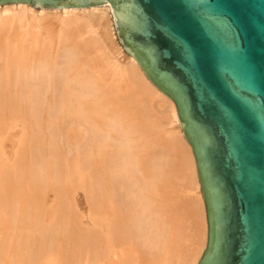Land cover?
Listing matches in <instances>:
<instances>
[{"label": "bare ground", "instance_id": "obj_1", "mask_svg": "<svg viewBox=\"0 0 264 264\" xmlns=\"http://www.w3.org/2000/svg\"><path fill=\"white\" fill-rule=\"evenodd\" d=\"M0 14V264H197L207 221L202 193L194 190L200 187L195 159L184 134V141L165 137L149 108L156 102L162 115L167 107L179 122L174 102L131 55L127 77L146 101L138 105L111 88L95 70L99 60L82 51L84 44L96 50L93 38L71 42L62 64L54 50L60 38L84 28L78 23L94 19L108 28L111 19L114 26L111 6L36 10L18 3L0 5ZM33 17L38 25L23 36L19 27ZM51 18L61 28L40 44L39 23ZM9 28L14 32L7 34ZM59 69L72 74L56 82ZM163 145L184 159L195 191L189 200L175 198L169 172L182 169ZM80 190L89 200L83 212Z\"/></svg>", "mask_w": 264, "mask_h": 264}, {"label": "water", "instance_id": "obj_2", "mask_svg": "<svg viewBox=\"0 0 264 264\" xmlns=\"http://www.w3.org/2000/svg\"><path fill=\"white\" fill-rule=\"evenodd\" d=\"M18 3L111 6L191 147L207 221L197 264H264V0H0Z\"/></svg>", "mask_w": 264, "mask_h": 264}, {"label": "rangeland", "instance_id": "obj_3", "mask_svg": "<svg viewBox=\"0 0 264 264\" xmlns=\"http://www.w3.org/2000/svg\"><path fill=\"white\" fill-rule=\"evenodd\" d=\"M35 9L39 10V8H35ZM0 15H2V14H0ZM51 19L50 20L48 19L45 22L43 21L42 23L40 22L39 24H40V28L41 29H39V27H37L40 30L39 32L41 33L40 40H39L40 44H45L46 43V41H47V39H46L47 37L46 36H47L48 32H50L52 30L57 31L59 28H61V20L59 18H55V19L51 18ZM0 21H1V19H0ZM87 23L88 24L78 23V24H81L84 28L81 29V30H78L75 35H73V36H65V38L62 37V38L59 39L58 42H56V45L54 46V50L56 52H58V54H59L58 58L62 54L61 57L59 58V61H61L60 64L63 63L62 62V60L64 61L63 54L65 55L66 54V52H65L66 49L71 47V44H70L71 42H76L77 41V42L80 43L82 38H84V40L87 39V38H90V39L93 38L96 41V44H97L96 50L92 51V53H91L90 48L84 44V46L82 47V51L84 53H86V55H89V56L92 54L94 57H96L99 60L98 64L96 63L99 66H97V68H95L97 73L99 74V72H100V73H103L104 75H106V78H108V81H112V87L111 86L110 87L113 88V89H116L118 91V93H120L122 95H128V94L129 95H133L134 98H135V102L138 105H140L143 102H145L146 99L139 95V93L133 88L132 84L128 80L127 71H126L127 70V62H126L125 59H127V56L129 54L127 52L124 53V49L121 48V46H120L121 44H120V42H119V40H118V38L116 36V31L114 29V26H112L111 19H110L108 28H107V26L105 27V25L102 26L99 21L97 22L94 19H89V22L87 21ZM37 25H38V21L33 17V18L29 19L28 21L24 22L23 25L21 27H19V28H22V30L24 28V30L22 31V34L23 33L26 34L28 31L33 30L34 27L37 26ZM10 30L12 32H14L13 29L9 28L7 30V34L10 32ZM25 34H23V36ZM10 37L11 38L13 37L12 33H11ZM79 39H81V40H79ZM61 52H63V53H61ZM109 54L111 56H109ZM110 57H112V58H110ZM60 70L61 69H59L58 72ZM65 74H66L65 71L62 72V73H60V72L56 73L55 74V76L57 77V78L55 77L56 78V82L59 79L60 80H64L67 77H70L72 73L68 72L67 76ZM57 75H59V76L63 75V76H60L58 78ZM63 77H64V79H63ZM54 87L57 88L58 86H54ZM59 90H61V89L58 88L57 91L59 92ZM57 91L55 89L53 91L54 94L57 95L58 94ZM55 92H57V93H55ZM44 101L45 100H42L43 103H45ZM153 103L154 104H151V102H150V105L148 104L149 108H150V110L152 112L151 116L154 118V120L156 122L160 123L164 127L163 132H162V133H164L163 135L165 137H167L169 134H173V135L174 134H178V136H181L183 141H184L183 133H182V130H181V125L176 119L173 118V116L171 114V110H169L167 107H165L164 110L167 111V114H162L161 115L162 111L158 108V106L156 105V102H153ZM39 104H41V103H39ZM45 104H43L42 107L40 108L41 113H43V110H45V108H46ZM40 106L41 105H39V107ZM36 109L38 110L39 108H36ZM162 113H166V112H162ZM164 116H167V117H164ZM55 129H57V128H55ZM58 129H59V127H58ZM57 130H54V132H55L54 135H56L55 136L56 139L58 138L56 140V143L61 145V144H63V142H62V140H63L62 139V131L61 130L57 131ZM115 130H116V132H118V131H120V128L116 127ZM162 133L155 132V134H157L158 136H160ZM105 135L107 136L108 134H105ZM162 144H164V143H162ZM164 145H163V147L164 148L166 147L165 149L169 151V153H170V155L172 157H174V161L177 158L176 163L178 165H180V168L182 169L181 171H179V170L177 171V170H174V169L172 170L171 169L172 172H169L170 173L169 174L170 177H169L168 183H170V181L172 179V181H173L172 184L174 183V187L175 186L177 187L175 189L176 193L174 194V195H176L175 198H178L179 200H182V201L183 200L184 201L189 200L190 199L189 195H193L192 192L194 190L197 191L198 194L201 196V188L199 187V189H197V190L194 189L193 191H191V189L189 187V181L186 180L187 178L185 179V172L183 173V171H184L183 169L184 168L182 167V165H184V162H183L184 159H182L181 155H177L176 156L167 145L166 146H164ZM160 148L162 149V147H160ZM69 150H71V149H69ZM72 153H74V152L69 153L68 157H72V155L76 154V152L74 154H72ZM40 157L42 158L41 159L42 166H43V168H45L46 156L44 155V153L40 152ZM57 170H58L59 173H61L62 168L60 166H57ZM168 171H170V169H168L167 172ZM184 179H185V181H184ZM185 189L188 190L189 194H185V191H186V193H188L187 190H185ZM195 191H194V193H195ZM180 194H181V196H180ZM87 196L88 195L85 194L84 191H81V190L79 191L78 206L81 208V211L82 210L86 211L87 210L86 208H89V206H87L89 204V200H87ZM95 196H98L97 197V200H98L100 195H98V193H96ZM83 205H85V206H83ZM126 207H124V205H123V209H127ZM139 224H140V222L138 221V219H136V220H134L132 227L133 226H138ZM134 237H136V236L134 235ZM134 240H135V238H134ZM110 257L107 258V259H110ZM114 259H117V258L114 257ZM107 262H109V260ZM114 262H116V260ZM110 264H112V263H110Z\"/></svg>", "mask_w": 264, "mask_h": 264}]
</instances>
